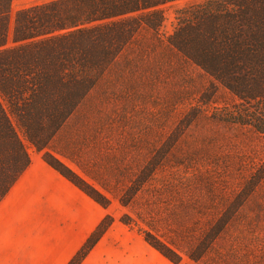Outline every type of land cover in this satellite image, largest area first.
<instances>
[{"label":"rangeland","instance_id":"1","mask_svg":"<svg viewBox=\"0 0 264 264\" xmlns=\"http://www.w3.org/2000/svg\"><path fill=\"white\" fill-rule=\"evenodd\" d=\"M48 1L12 0L9 35L18 10ZM188 2L138 29L46 149L17 131L102 195L110 225L178 259L147 242L146 264H264V134L228 122L236 97L168 44Z\"/></svg>","mask_w":264,"mask_h":264},{"label":"trees","instance_id":"2","mask_svg":"<svg viewBox=\"0 0 264 264\" xmlns=\"http://www.w3.org/2000/svg\"><path fill=\"white\" fill-rule=\"evenodd\" d=\"M177 1L51 0L18 10L9 35L12 0H0V200L30 162L17 129L46 149L138 29L157 31L163 7ZM189 1L176 11L168 44L236 97L228 122L264 134V0ZM42 157L105 204L52 153ZM109 225L105 216L67 264H79Z\"/></svg>","mask_w":264,"mask_h":264},{"label":"crops","instance_id":"3","mask_svg":"<svg viewBox=\"0 0 264 264\" xmlns=\"http://www.w3.org/2000/svg\"><path fill=\"white\" fill-rule=\"evenodd\" d=\"M39 153L0 200V264H67L106 214ZM149 248L113 222L79 264H146Z\"/></svg>","mask_w":264,"mask_h":264}]
</instances>
